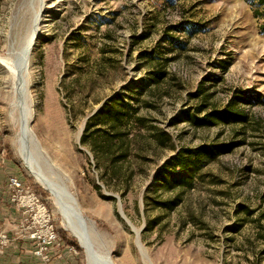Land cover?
<instances>
[{
  "label": "rangeland",
  "instance_id": "374dc122",
  "mask_svg": "<svg viewBox=\"0 0 264 264\" xmlns=\"http://www.w3.org/2000/svg\"><path fill=\"white\" fill-rule=\"evenodd\" d=\"M43 2L28 77L29 126L38 145L28 151L44 171L52 165L65 176L95 250L112 264H264V219L254 222L264 213V0ZM38 7L39 0H0V57L22 44ZM165 35L181 49L164 43ZM159 48L167 50L165 81L136 106L168 141L162 146L149 130H132L138 138L126 175L102 184L79 144L81 129L105 100L127 98L131 84L148 74L140 54ZM197 90L201 95L193 97ZM234 95L259 101L240 103L244 125L195 129L182 117L200 105L221 110ZM14 97L0 65V235L26 240L6 187L7 178L17 177L45 201L57 231L53 248L67 253L63 264H86L52 197L17 155L18 127L9 116ZM218 144L234 146L178 195L174 209L157 207L178 194L157 188L158 168L179 149ZM238 206L255 213L248 217Z\"/></svg>",
  "mask_w": 264,
  "mask_h": 264
},
{
  "label": "trees",
  "instance_id": "16d2710c",
  "mask_svg": "<svg viewBox=\"0 0 264 264\" xmlns=\"http://www.w3.org/2000/svg\"><path fill=\"white\" fill-rule=\"evenodd\" d=\"M163 42L174 46L175 49H181L179 42L167 35L164 36ZM158 51L159 54L155 52L140 54V59L149 69L148 74L145 79L131 84L132 89L126 99L119 93L114 94L86 119L79 144L91 154L95 168L99 172L98 179L102 184L107 185L110 180L123 179L126 175V166L133 155L132 142L138 138L137 133L131 134L132 130L139 128L149 130L148 138L162 146L168 141L166 134L147 126V122L139 116L137 107L144 95L152 93L165 81L164 67L168 60L163 56L167 50L159 48ZM201 93V90H197L193 97H198ZM252 102L259 103L250 97L243 99L234 95L221 110H205L203 105H200L193 111L182 112V117L195 129L244 125L248 118L240 103ZM233 146L234 144H218L179 149L169 161H165L158 168L153 177L159 190L178 194L171 199L156 202L155 205L167 211L174 209L180 202L178 195L193 189L201 171L216 161L220 155L229 153ZM238 208L248 217L255 213L243 206ZM263 219L264 213H258L254 222L260 223Z\"/></svg>",
  "mask_w": 264,
  "mask_h": 264
},
{
  "label": "bare ground",
  "instance_id": "6f19581e",
  "mask_svg": "<svg viewBox=\"0 0 264 264\" xmlns=\"http://www.w3.org/2000/svg\"><path fill=\"white\" fill-rule=\"evenodd\" d=\"M43 9L44 2L43 0H39L38 10L34 14L31 28L22 44L10 45L7 54L0 57V65L15 95L9 116L18 127L15 138L17 155L27 174L52 197L55 208L61 217L64 229L78 242L79 247L84 252L86 264H93L94 262L100 264L103 261L102 255L92 246L89 227L86 221L79 217L77 212L73 210V207L65 201V196H67L65 182L67 179L61 172H57V168L52 165H49L48 170L44 171L39 164L31 158L28 151L34 142L36 146L38 145V141L29 126L33 116V108L29 100L28 77L30 56L37 43L35 34L39 32L40 24L44 22L41 21V17H39ZM136 245L138 250L144 255L138 241H136Z\"/></svg>",
  "mask_w": 264,
  "mask_h": 264
},
{
  "label": "built area",
  "instance_id": "2783aa9c",
  "mask_svg": "<svg viewBox=\"0 0 264 264\" xmlns=\"http://www.w3.org/2000/svg\"><path fill=\"white\" fill-rule=\"evenodd\" d=\"M9 201L21 214L24 238L33 245V256L41 264H52L50 250L57 242V231L52 216L43 198L25 186L17 177L6 180ZM9 244V239L0 235V254Z\"/></svg>",
  "mask_w": 264,
  "mask_h": 264
},
{
  "label": "crops",
  "instance_id": "0c3cea01",
  "mask_svg": "<svg viewBox=\"0 0 264 264\" xmlns=\"http://www.w3.org/2000/svg\"><path fill=\"white\" fill-rule=\"evenodd\" d=\"M33 245L28 240L10 241L7 248L0 254V264H40L33 256ZM53 264H63L60 258L65 257V251H56L55 248L50 250ZM61 254V255H57Z\"/></svg>",
  "mask_w": 264,
  "mask_h": 264
},
{
  "label": "water",
  "instance_id": "95a60500",
  "mask_svg": "<svg viewBox=\"0 0 264 264\" xmlns=\"http://www.w3.org/2000/svg\"><path fill=\"white\" fill-rule=\"evenodd\" d=\"M82 130H83V128L81 129V132H80V133H82ZM33 144L36 146L35 142H34ZM65 191H66V194H67V196H65V201H66L71 207H73V210H75V211L77 212V215H78L79 217L83 218L82 215H81V213H80V211H79L78 208H77L76 200H75V199L73 198V196L68 192L67 188H65ZM83 220H85V219L83 218ZM93 247H94V246H93ZM102 260H103V261H102V263H100V264H112L111 261L109 260L108 256L102 257ZM93 264H99V263L94 262Z\"/></svg>",
  "mask_w": 264,
  "mask_h": 264
}]
</instances>
